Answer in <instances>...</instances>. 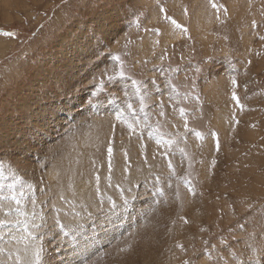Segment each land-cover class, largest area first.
I'll return each mask as SVG.
<instances>
[{
  "label": "rangeland",
  "instance_id": "374dc122",
  "mask_svg": "<svg viewBox=\"0 0 264 264\" xmlns=\"http://www.w3.org/2000/svg\"><path fill=\"white\" fill-rule=\"evenodd\" d=\"M106 12L120 29L73 44L88 76L76 73L86 80L70 88L75 99L53 94L68 102L60 122L37 117L21 154L0 146V264H27L37 245L50 264H264V0H0V96L27 68L51 72L69 31L110 28ZM57 69L48 80L61 92L68 74ZM72 213L90 223L72 225Z\"/></svg>",
  "mask_w": 264,
  "mask_h": 264
},
{
  "label": "bare ground",
  "instance_id": "6f19581e",
  "mask_svg": "<svg viewBox=\"0 0 264 264\" xmlns=\"http://www.w3.org/2000/svg\"><path fill=\"white\" fill-rule=\"evenodd\" d=\"M127 1V0H126ZM17 2V1H16ZM117 2H119V1H117ZM20 3V2H19ZM121 3V2H120ZM116 4V3H115ZM119 6V5H118ZM5 7V6H4ZM13 7V6H12ZM104 9V8H103ZM113 9V8H112ZM115 9H117V8H115ZM7 10V9H6ZM199 10H200V8H199ZM103 11V10H102ZM108 11H110V10H108ZM115 11V10H114ZM117 11V10H116ZM90 12H92V11H90ZM94 12V11H93ZM99 12V11H98ZM104 12V11H103ZM106 13H108V12H106ZM105 13V14H106ZM110 13V12H109ZM108 13V14H109ZM117 13V12H116ZM119 13V12H118ZM93 14V13H92ZM105 15L104 17H105V19H107L108 20V23H110V28H107V29H103V28H101L100 29V27L99 28H96L95 27V29H94V32H91V33H88V32H86V28H90V25L92 24V23H90L89 22V24H87V26L85 27V28H83V29H80L81 31V33L80 34H76L77 32H76V29L78 30V28H76L75 29V31H74V33L73 34H71V31H69L68 32V35L67 36H65L64 37V39L62 38L60 41H58V43H59V48L57 47L56 49H62V48H64L65 47V50L62 52V54H60L59 56H56L54 59H53V62H54V65L53 66H51V67H53V70L55 69L56 70V68H59L60 70H62L63 72H67V74H68V79H66V80H68V84H64L65 85V89L63 88L62 89V91L61 92H59L56 88H52L51 89V83L52 82H50L49 80H48V75L51 73V72H53V70H51V72H44V73H42V74H39L38 72H36V74H34L35 73V71H33V70H31V69H28L27 68V71L25 72V74H24V77L26 76V79H24V81H22L21 80V82L20 83H18V86H16V87H14L13 86V88L8 92V93H5V94H2L1 96H0V102L1 101H5L6 102V99L7 98H9L11 95H14V97H15V99H16V101L14 102V104H12L11 106H10V104L9 103H4L3 102V104H1L0 103V106L2 107V110L4 111V109H8V111H11V112H9V113H7V111L6 112H2L1 114H0V146H3V148H7V149H10V150H12L13 152H15V153H17V154H21L22 153V151L25 149V148H27V147H29L31 144H30V141H29V139H28V133H37V131H41V123H40V121L41 120H38V119H36L37 117L38 118H45L46 120H53V121H58V122H60V116H61V111L65 108V106L64 105H68V102L66 103L65 101H64V103L62 102L61 104H58V101L59 100H57V101H55V102H53V98H54V96H53V94L56 96V97H61V96H64V97H67V99H68V95H70V94H68L69 92H71L70 91V88L72 87V85L73 84H75V83H77V84H79L78 82H76V80H84L85 78L84 77H87L88 75H84V74H86V73H84L83 72V70L82 69H84V68H80V66H79V68L80 69H78L77 68V63H75V61L80 57V53L78 54H73V52H72V50H74V48H73V44H75V43H78L79 41V43H81V40L80 39H82V38H84V37H87L88 35L90 36V35H92V34H94L95 32H96V30H97V34H99V33H101L100 35H101V37H100V39L101 38H103L105 41H107V42H109V40L112 38V36H114V34H115V30L117 31V30H119L120 29V26H121V24H119L120 22H119V18H118V16H117V14H111V16H110V14L109 15ZM91 15V14H90ZM94 15H96V14H94ZM102 15H104V14H102ZM91 17H93V16H91ZM95 17V16H94ZM97 17V16H96ZM95 17V18H96ZM199 17V16H198ZM97 19V18H96ZM100 20V19H99ZM99 20H97V22L99 21ZM113 21V22H109V21ZM121 20V19H120ZM236 20V19H235ZM102 21V20H101ZM104 21V20H103ZM80 22V21H79ZM94 22H95V20H94ZM107 23V22H106ZM81 24V23H80ZM105 24V23H104ZM93 25H95V23L93 24ZM74 26V25H73ZM72 26V27H73ZM83 26V25H82ZM78 27V26H77ZM94 27V26H93ZM70 28V27H69ZM93 30V29H92ZM166 30V29H165ZM103 31V32H102ZM168 31V33H169V30H167ZM79 32V31H78ZM63 33V32H62ZM67 33V32H66ZM167 33V32H166ZM61 34V33H60ZM96 34V33H95ZM65 35V34H64ZM73 35H75V36H73ZM177 35V34H176ZM93 36H95V35H93ZM167 36H169V35H167ZM59 37V36H58ZM94 38V37H93ZM66 39V40H65ZM67 40H70V42H71V44H72V47L71 46H69L68 45V47H66V43H65V41H67ZM88 40V39H87ZM102 40V39H101ZM69 42V41H68ZM86 42V41H85ZM57 43V44H58ZM83 43V42H82ZM111 43V42H110ZM54 44L55 43H53V47H54ZM70 44V43H69ZM81 45V44H80ZM51 46V47H52ZM60 46L62 47V48H60ZM3 47V46H2ZM75 47H79V46H75ZM80 48V47H79ZM52 49H54V48H52ZM55 50V49H54ZM57 51V50H56ZM62 51V50H61ZM71 51V52H70ZM82 50H80V52H81ZM51 52V51H50ZM75 52V51H74ZM56 54H59L58 52H56ZM84 54V53H83ZM52 55V54H51ZM55 55V54H54ZM93 55H94V53H93ZM89 58H91V57H89ZM85 59H87V58H85ZM86 61V60H85ZM90 61V60H89ZM81 62V61H80ZM79 62V63H80ZM86 63V62H85ZM52 64V63H51ZM50 64V65H51ZM84 64V63H83ZM82 64V65H83ZM87 64V63H86ZM81 65V64H80ZM44 67V66H43ZM30 68V67H29ZM86 68V67H85ZM47 69V68H46ZM59 69H57V70H59ZM54 70V71H55ZM80 70H82V71H80ZM31 71H32V75H31ZM78 71H80L79 73H78ZM39 72L41 73V71L39 70ZM82 72V74L84 75V77L82 76V78H80V76L78 75V74H80ZM87 72V71H86ZM76 73H78V74H76ZM23 74V73H22ZM54 76L55 77H57L56 79H58V80H61V81H64L63 79H64V76H61L60 75V73L59 72H56L55 74H54ZM61 76V77H60ZM67 77V76H66ZM222 77V76H221ZM63 78V79H62ZM89 78V77H88ZM220 78V77H219ZM55 79V80H56ZM65 80V81H66ZM86 80V79H85ZM41 81H43L42 82V84H40V82ZM64 81V82H65ZM31 82V83H30ZM85 82V81H84ZM55 83V82H54ZM58 83V82H57ZM56 83V84H57ZM83 83V82H82ZM225 83V82H224ZM228 83V82H227ZM35 84V87H33V88H30L29 87V85H34ZM59 84H61V83H59ZM214 84H216V83H214ZM64 85H63V87H64ZM68 85V86H67ZM57 86V85H56ZM62 86V85H61ZM76 86V85H75ZM215 86V85H214ZM217 86H218V84H217ZM67 87V88H66ZM42 88H44V89H42ZM76 88V87H75ZM116 89V88H115ZM214 89V88H213ZM216 89V88H215ZM8 90V89H7ZM21 90V91H20ZM22 90H24L25 91V93H23V91ZM69 90V91H68ZM15 91V92H14ZM79 91V90H78ZM14 92V93H13ZM51 92H53V93H51ZM75 92V91H74ZM4 93V92H3ZM83 93V92H82ZM76 94H78V95H81L79 92H77V93H75V94H72L71 95V97H69L70 99H75V96L74 95H76ZM222 95V94H221ZM77 96V95H76ZM31 100H33L34 102H33V105H32V102H31ZM76 100H79V98L78 99H76ZM60 102V101H59ZM74 103V102H73ZM13 107V108H12ZM67 108V107H66ZM76 109H78V108H76ZM64 111V110H63ZM65 112V111H64ZM97 113V112H96ZM89 114V113H88ZM100 116V115H99ZM50 117H51V119H50ZM64 119V118H63ZM62 119V120H63ZM220 120V119H219ZM51 121H48V124L51 122ZM33 123V125L31 124V123ZM64 122V121H63ZM45 123V122H44ZM57 123V122H56ZM70 123V122H69ZM46 124V123H45ZM53 124H54V122H53ZM99 124V123H98ZM59 125V124H58ZM66 125V124H65ZM65 125H64V127H65ZM75 126V125H74ZM96 126V125H95ZM100 126V125H99ZM48 127V126H47ZM104 127V126H103ZM39 128V129H38ZM96 128V127H95ZM44 129H45V127H44ZM61 129V128H60ZM106 129H107V127H106ZM54 130V129H53ZM52 130V131H53ZM96 130H97V128H96ZM105 130V129H104ZM110 130V129H109ZM98 131V130H97ZM48 132V131H47ZM55 132V131H54ZM59 133V132H58ZM100 133V132H99ZM98 133V134H99ZM108 133V132H107ZM40 134H42V133H40ZM49 134V133H48ZM93 134H94V132H93ZM36 135V134H35ZM101 135H102V133H101ZM38 136V135H37ZM36 136V137H37ZM96 136V135H95ZM31 137V136H30ZM42 138V137H41ZM39 139V138H38ZM56 139V138H55ZM63 139H65V138H62V140ZM41 141V140H40ZM40 141H38V142H40ZM43 141V140H42ZM37 142V143H38ZM81 142V141H80ZM211 142H212V140H211ZM33 143V142H32ZM65 143V142H64ZM82 143V142H81ZM208 143H210V141H208ZM213 143V142H212ZM40 145H41V143H39ZM44 144V143H43ZM56 143H54L53 144V146L55 145ZM57 144H59V143H57ZM56 144V145H57ZM90 144V143H89ZM36 145V144H35ZM49 145H51V144H49ZM80 145V144H79ZM88 145V144H87ZM92 145V144H91ZM51 147V146H50ZM56 147V146H55ZM55 147H53V148H55ZM134 147H136V146H134ZM210 147V146H209ZM33 148V147H32ZM35 148V147H34ZM52 148V147H51ZM80 148H82V147H80ZM64 149V148H63ZM36 150V149H35ZM67 151V150H66ZM72 151V150H71ZM86 151V150H85ZM76 152V151H75ZM82 152V151H81ZM57 153V152H56ZM66 153V152H65ZM16 154V156H15V159H17L16 160V164H18V166L19 165H21L22 167H25V166H28V165H26L25 163V160H24V158L23 157H18V155ZM41 154V153H40ZM46 154V153H45ZM75 155V154H74ZM53 156V155H52ZM69 156V155H68ZM75 157V156H74ZM28 158V157H27ZM52 158H54V157H52ZM55 159L56 158H54V161H55ZM59 159V158H58ZM68 159V158H67ZM82 159V158H81ZM53 161V162H54ZM84 161V160H83ZM32 162H33V160H32ZM49 162V161H48ZM56 163V162H55ZM15 164V163H14ZM29 164H30V162H29ZM49 165V164H48ZM53 165V164H52ZM80 165V164H79ZM30 166V165H29ZM38 166V165H37ZM55 166V164L53 165V167ZM264 166V165H263ZM35 167H36V164H35ZM4 168V167H3ZM28 168H30V167H28ZM27 168V169H28ZM33 168H34V166H33ZM49 168H51V166L49 167ZM76 168H77V166H76ZM9 169H10V167H9ZM23 169V168H22ZM53 169V168H52ZM52 169H51V171H52ZM71 169V168H70ZM80 169V168H79ZM20 170V169H19ZM30 170V169H29ZM32 170V169H31ZM34 170H37L36 168L34 169ZM49 170V169H48ZM54 170V169H53ZM72 170V169H71ZM74 170V169H73ZM254 170V169H253ZM15 171V170H14ZM17 171H18V169H17ZM38 171V170H37ZM50 171V170H49ZM55 171V170H54ZM56 172V171H55ZM71 172V171H70ZM74 172H76V171H74ZM73 172V173H74ZM262 172H263V170H262ZM16 173V172H15ZM22 173H27V171L25 172H22ZM29 173V172H28ZM37 173V172H36ZM53 173V172H52ZM59 173V172H58ZM18 174V173H17ZM60 174V173H59ZM67 174V173H66ZM246 174H248V173H246ZM38 175H40V174H38ZM43 175V174H42ZM44 175H46V174H44ZM71 175H73V174H71ZM77 175V174H76ZM262 175H264L263 173H262ZM27 176V175H26ZM29 176H30V173H29ZM34 176V175H33ZM54 176H55V174H54ZM57 176L59 177V175L57 174ZM63 176V175H62ZM69 176V175H68ZM261 176V175H260ZM46 177V176H45ZM45 177H43V178H45ZM50 177V176H49ZM263 177V176H262ZM51 178V177H50ZM50 178H48L47 177V179L46 180H50ZM53 178V177H52ZM51 178V179H52ZM61 178H63V177H61ZM69 178V177H68ZM58 179V178H57ZM71 179V178H70ZM262 179V178H261ZM54 180V179H53ZM16 181V180H15ZM54 181H56V180H54ZM54 181H51V184H53L52 182H54ZM58 181H60V180H58ZM73 181V180H72ZM86 181V180H85ZM100 181V180H99ZM260 181H262V180H260ZM263 182V181H262ZM25 183V182H24ZM56 183V182H55ZM59 183V182H58ZM61 183H62V181H61ZM71 183V182H70ZM83 183V182H82ZM137 183V182H136ZM44 185V184H43ZM84 185V184H83ZM83 185L81 186V187H83ZM86 185V184H85ZM211 185V184H210ZM51 186V185H50ZM62 186V185H61ZM87 186V185H86ZM89 186V185H88ZM94 186V185H93ZM46 187V186H45ZM54 187V186H53ZM78 187V191H80V189H79V186H77ZM90 187V186H89ZM1 188V187H0ZM51 188H52V186H51ZM59 187H57V189H58ZM92 188V187H91ZM52 189H54V191H55V187L54 188H52ZM51 189V190H52ZM60 189H62V188H60ZM59 189V190H60ZM73 189H74V187H73ZM76 189V188H75ZM86 189H88V188H86ZM71 190V189H70ZM50 191V190H49ZM61 191H63V190H61ZM60 191V192H61ZM84 191H85V189H84ZM51 192V191H50ZM67 192H69L68 190H67ZM53 193V192H52ZM70 193V192H69ZM68 193V194H69ZM80 193H83L82 191H80ZM93 193V192H92ZM65 194V193H64ZM77 194H79V192L77 193ZM49 195V194H48ZM89 195V194H88ZM102 195V194H101ZM78 196V195H77ZM82 196V195H81ZM84 196V195H83ZM80 197V196H79ZM86 197V196H85ZM84 197V198H85ZM87 198V197H86ZM101 198V197H100ZM37 199V198H36ZM81 199V198H80ZM38 200V199H37ZM68 200V199H67ZM17 201V200H16ZM87 201V200H86ZM0 202H2V199L0 200ZM23 202V201H22ZM14 203V202H13ZM50 203V202H49ZM17 204V203H16ZM2 205H3V203H2ZM10 205V204H9ZM26 205H27V203H26ZM68 205V204H67ZM1 206V205H0ZM14 206V205H13ZM41 206V205H40ZM45 206V205H44ZM64 206H66L65 205V203H64ZM23 207H25L24 205H23ZM41 208V207H40ZM107 208V207H106ZM7 209V208H6ZM66 209V208H65ZM45 210V209H44ZM54 210V209H53ZM88 210V209H87ZM96 210V209H95ZM98 210V209H97ZM24 211H26V210H24ZM43 211V210H42ZM49 212V211H48ZM72 212V211H71ZM87 212V211H86ZM44 213V212H43ZM73 214V213H72ZM41 215V214H40ZM79 215H81V216H79ZM79 215H74L73 214V216H72V218L71 219H73V221H74V224H72V225H77L78 226V224L79 223H83V222H81L82 221V219H85V220H87L88 222H89V217H86V216H84V215H82V214H80L79 213ZM98 215V214H97ZM67 216V215H66ZM109 216V215H108ZM1 217V216H0ZM10 218V217H9ZM8 218V219H9ZM16 218V217H15ZM50 218V217H49ZM31 219V218H30ZM42 219V218H41ZM53 219V218H52ZM27 220V219H26ZM37 220V219H36ZM46 220V219H45ZM210 220V219H209ZM0 222H3V221H1L0 220ZM30 222H31V220H30ZM90 223V222H89ZM149 223H151V222H149ZM1 224V223H0ZM71 224H69V225H71ZM29 225V224H28ZM71 225V226H72ZM97 225V224H96ZM95 225V226H96ZM101 225V224H100ZM146 226V225H145ZM145 226H144V228H145ZM4 227V226H3ZM46 227V226H45ZM58 227V226H57ZM74 227H76V226H74ZM74 227H73V230L75 231L76 229H74ZM140 227V226H139ZM49 228V227H48ZM51 228V227H50ZM77 228V227H76ZM91 228V227H90ZM143 228V229H144ZM147 228H149L148 226H147ZM2 229H4V228H2ZM41 229V228H40ZM71 229V228H70ZM101 229V228H100ZM49 230V229H48ZM78 231H79V229H77ZM141 230V229H140ZM145 230H146V228H145ZM152 230H153V228H152ZM88 231V230H87ZM87 231H86V233H87ZM143 231V230H142ZM154 231H155V229H154ZM51 233H52V229H51V231H50ZM149 232V231H148ZM153 232V231H152ZM0 233H2V232H0ZM12 233V232H11ZM17 233V232H16ZM28 233H30V232H28ZM32 233V232H31ZM40 233V232H39ZM56 233V232H55ZM143 233H146V231L145 232H143ZM158 233V231H156V234ZM162 233V232H161ZM160 233V234H161ZM167 233V232H166ZM43 234V233H42ZM47 234V233H46ZM52 234H54V232L52 233ZM59 234V233H58ZM73 234V233H72ZM159 234V235H160ZM25 235V234H24ZM81 235V234H80ZM144 235V234H143ZM142 235V236H143ZM28 236H29V234H28ZM44 236V235H43ZM54 237H55V234L53 235ZM79 236V235H78ZM86 236V235H85ZM134 236V235H133ZM133 236H131L132 238H133ZM135 236H136V234H135ZM149 236H152L151 234L149 235ZM45 237V236H44ZM56 237H58V236H56ZM60 237V236H59ZM62 237V236H61ZM76 237V236H75ZM94 237V236H93ZM97 237V236H96ZM140 236H138V238H139ZM144 237V236H143ZM147 237V236H146ZM168 237V236H167ZM15 238V237H14ZM24 238V237H23ZM28 238V237H27ZM30 238V237H29ZM39 238V237H38ZM83 238V237H82ZM142 238V237H141ZM140 238V240H142ZM155 238V237H154ZM52 239V238H51ZM51 239L49 238V240L51 241ZM55 239V238H54ZM57 239V238H56ZM55 239V240H56ZM133 239H135V238H133ZM137 239V238H136ZM144 239V238H143ZM14 240V239H13ZM64 240H65V238H64ZM63 239L62 240H60V238L59 239H57V243L56 242H54V241H51L52 243V245H54L55 243L58 245V243H60V245H61V242L62 241H64ZM67 240V239H66ZM126 240V239H125ZM129 240V239H128ZM131 240V239H130ZM157 240V239H156ZM160 240H162V238L160 239ZM24 241V240H23ZM26 241V240H25ZM24 241V243H26ZM49 241V242H50ZM127 241V240H126ZM133 241V240H132ZM148 241V240H147ZM146 241V242H147ZM164 241V240H163ZM41 242V241H40ZM53 242H54V244H53ZM67 242H68V240H67ZM70 242V241H69ZM127 242H129V241H127ZM137 242V241H136ZM140 242V241H139ZM4 243V242H3ZM64 243V242H63ZM129 243H131V242H129ZM133 243V242H132ZM157 243V242H156ZM155 243V244H156ZM5 244V243H4ZM7 244H8V242H7ZM3 245V244H2ZM21 245V244H20ZM27 245H30V244H27ZM46 245V244H45ZM52 245H49L48 244V246L50 247V249L48 250L49 252H50V250H51V248H52ZM60 245H59V247H60ZM126 245H127V243H126ZM147 245H148V243H147ZM154 245V244H153ZM47 246V245H46ZM132 246V245H131ZM148 246H150V244L148 245ZM13 247V246H12ZM54 248H52L53 250H55L56 249V245L55 246H53ZM58 247V246H57ZM64 247V246H63ZM127 247V246H126ZM159 247V246H158ZM32 248H34V247H32ZM61 248V247H60ZM60 248H58V249H60ZM131 248L132 247H130L129 249H130V251L129 252H131ZM163 248H164V246H163ZM186 248V247H185ZM22 249H24V248H22ZM190 249V248H189ZM25 250V249H24ZM68 250V249H67ZM113 250V249H112ZM191 250V249H190ZM122 251V250H121ZM124 251V250H123ZM133 251V250H132ZM48 252V253H49ZM52 252V251H51ZM56 252V251H55ZM60 252H61V250H60ZM60 252H56V253H60ZM62 252H64V249H63V251ZM108 252V251H107ZM126 252H127V250H126ZM54 253V252H53ZM52 253V254H53ZM55 253V254H56ZM121 253H123V252H121ZM165 253V252H164ZM15 254V253H14ZM13 254V255H14ZM25 254V253H24ZM66 254V253H65ZM127 254V253H126ZM160 254V253H159ZM191 254V253H190ZM12 255V256H13ZM50 255V254H49ZM57 255V254H56ZM62 255H63V253H62ZM135 255V254H134ZM156 255H158V254H156ZM164 255V254H163ZM182 255V254H181ZM11 256V257H12ZM51 256V255H50ZM55 256V255H54ZM54 256H53V258H54ZM58 256H59V254H58ZM124 256V255H123ZM122 256V257H123ZM128 256V255H127ZM130 256V255H129ZM166 256V255H165ZM9 257V256H8ZM8 257H6L7 258V260H8ZM48 258H49V256H47ZM46 257V258H47ZM56 257V256H55ZM64 257H65V255H64ZM99 257V256H98ZM125 257V256H124ZM131 257V256H130ZM159 257V256H158ZM162 257V256H161ZM193 257V256H192ZM6 258H4V259H6ZM13 258H14V256H13ZM15 258H17V257H15ZM15 258H14V260H15ZM25 258H26V261H27V264H33V261H34V257H33V252L32 251H28L27 253H26V255H25ZM48 258H47V260H48ZM70 258V257H69ZM125 258H127V257H125ZM10 259V258H9ZM50 259V258H49ZM119 259V258H118ZM118 259H116V260H118ZM120 259H122V258H120ZM124 259V258H123ZM160 259V258H159ZM158 259V260H159ZM164 259V258H163ZM181 259V258H180ZM180 259H178V260H180ZM44 260H45V262L47 261L45 258H44ZM43 260V261H44ZM125 260V259H124ZM124 260H121L123 263H125V261ZM127 260V259H126ZM155 260V259H154ZM3 261V260H2ZM49 261V260H48ZM48 261H47V263H48ZM50 261H52V260H50ZM68 261V260H67ZM119 261L120 260H118V263H119ZM120 261V263H122ZM139 261V260H138ZM181 261V260H180ZM5 262H6V260H5ZM5 262H3V263H5ZM9 262V261H8ZM116 262V261H115ZM135 262V261H134ZM154 262V261H153ZM158 262H160V261H158ZM157 262V263H158ZM46 263V264H47ZM51 263V262H50ZM50 263H48V264H50ZM167 263V262H166ZM180 263V262H179ZM12 264H16V262L15 263H13L12 262ZM23 264V263H22ZM52 264H66V263H63V262H55V261H53V263ZM76 264H78V263H76ZM93 264H102V263H100V262H97V263H93ZM116 264V263H115ZM125 264H132V263H125ZM139 264V263H138ZM142 264V263H141ZM151 264V263H150ZM156 264V263H155ZM162 264V263H161Z\"/></svg>",
  "mask_w": 264,
  "mask_h": 264
},
{
  "label": "snow or ice",
  "instance_id": "6c2138e0",
  "mask_svg": "<svg viewBox=\"0 0 264 264\" xmlns=\"http://www.w3.org/2000/svg\"><path fill=\"white\" fill-rule=\"evenodd\" d=\"M172 23L173 24H176V21L173 20ZM176 26L177 27H180V25H178V24H176ZM4 34L5 35H8V36L13 35V33H11V32H7V33H4ZM116 59H119V57H116ZM118 75H120V76H123L124 75V72H123L122 69H121V71H119ZM112 79H113V77L112 76H109V80L111 81ZM133 83H136V81H133ZM233 83H235V80H233ZM101 88H102V82H101ZM92 95H96V93L94 92V93H92ZM90 103H91V101H90ZM181 111H183V110H181ZM197 135H199V133H197ZM111 151H112L111 148H109V155H111ZM169 166H171V165H169ZM98 183H99V180L97 179V184ZM117 187H120V186L117 185ZM97 191H99V187H97ZM120 194H121V197L123 198L124 197V191L121 190V193ZM107 199H108V203L111 206V209H115L117 207L116 202L114 200H112L111 197H108ZM17 203H19V201H17ZM103 203H104V200L101 199V201H100L101 206L103 205ZM123 203L125 205L128 203L127 198H123ZM33 204H35V201H33ZM55 223H56V225L59 227V229L61 231H63L66 228V225L60 223V220H59V217L58 216L56 218ZM39 227H41V225L33 224V228H39ZM31 235L32 234L29 233V237H31ZM43 254H44V248L42 246H40V245L35 246V249L33 251V257H34L33 264H46V262H43V259H42L43 258ZM184 264H191V262L190 261H185Z\"/></svg>",
  "mask_w": 264,
  "mask_h": 264
}]
</instances>
